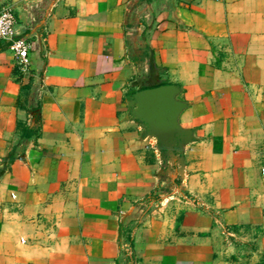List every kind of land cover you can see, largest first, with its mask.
<instances>
[{"label":"crops","instance_id":"obj_1","mask_svg":"<svg viewBox=\"0 0 264 264\" xmlns=\"http://www.w3.org/2000/svg\"><path fill=\"white\" fill-rule=\"evenodd\" d=\"M1 5L0 264H264V0ZM168 84L192 202L142 215L173 154L133 96Z\"/></svg>","mask_w":264,"mask_h":264},{"label":"water","instance_id":"obj_2","mask_svg":"<svg viewBox=\"0 0 264 264\" xmlns=\"http://www.w3.org/2000/svg\"><path fill=\"white\" fill-rule=\"evenodd\" d=\"M177 88L172 85H161L154 88L143 89L133 96L132 117L141 123L149 136H153L159 146L168 154L178 155L181 160L183 144L190 141V133L182 130L176 121L177 114L183 105L174 100ZM172 155V156H173ZM165 171L171 172L170 182L176 178H185L181 166L177 169L163 164ZM185 192V188H183Z\"/></svg>","mask_w":264,"mask_h":264},{"label":"built area","instance_id":"obj_3","mask_svg":"<svg viewBox=\"0 0 264 264\" xmlns=\"http://www.w3.org/2000/svg\"><path fill=\"white\" fill-rule=\"evenodd\" d=\"M36 22V20H34ZM16 19L13 9L5 6L0 9V42L8 43V48L14 56L17 66L22 72H28L32 63L31 48L32 43L27 39H14V28ZM171 172L169 171V179L162 183L161 186L154 188L147 198L143 201L142 215L160 212L172 201L192 202L185 188V178H176L170 182ZM124 253L130 259L132 252L128 244L122 246ZM133 263L131 259V264Z\"/></svg>","mask_w":264,"mask_h":264},{"label":"trees","instance_id":"obj_4","mask_svg":"<svg viewBox=\"0 0 264 264\" xmlns=\"http://www.w3.org/2000/svg\"><path fill=\"white\" fill-rule=\"evenodd\" d=\"M159 86H161V85H159ZM26 135L28 136L29 134L26 133ZM178 164L181 166V160H180V157L178 155H173V156H171V159L169 161L168 160L166 161V165L168 167H172L175 170L177 169Z\"/></svg>","mask_w":264,"mask_h":264},{"label":"rangeland","instance_id":"obj_5","mask_svg":"<svg viewBox=\"0 0 264 264\" xmlns=\"http://www.w3.org/2000/svg\"><path fill=\"white\" fill-rule=\"evenodd\" d=\"M5 6H7V5H1V6H0V9H2V8L5 7Z\"/></svg>","mask_w":264,"mask_h":264}]
</instances>
